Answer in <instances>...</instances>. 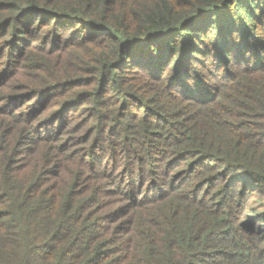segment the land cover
<instances>
[{"label": "trees", "instance_id": "1", "mask_svg": "<svg viewBox=\"0 0 264 264\" xmlns=\"http://www.w3.org/2000/svg\"><path fill=\"white\" fill-rule=\"evenodd\" d=\"M0 264H264V0H0Z\"/></svg>", "mask_w": 264, "mask_h": 264}, {"label": "rangeland", "instance_id": "2", "mask_svg": "<svg viewBox=\"0 0 264 264\" xmlns=\"http://www.w3.org/2000/svg\"><path fill=\"white\" fill-rule=\"evenodd\" d=\"M207 79V76H206ZM105 201H108L109 198H102ZM118 200H115V203L108 207V208H104L103 212L107 211L106 209H108V211H110L109 213H113V218L112 219H116V217H122L117 223L118 225H120L121 223L127 224L129 226V222L130 219H132L133 217V211L130 213L128 212V208L126 205V202H119L116 203Z\"/></svg>", "mask_w": 264, "mask_h": 264}]
</instances>
